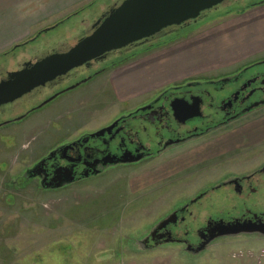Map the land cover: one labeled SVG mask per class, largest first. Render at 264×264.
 <instances>
[{
	"label": "rangeland",
	"instance_id": "rangeland-1",
	"mask_svg": "<svg viewBox=\"0 0 264 264\" xmlns=\"http://www.w3.org/2000/svg\"><path fill=\"white\" fill-rule=\"evenodd\" d=\"M121 1L90 0L67 13L63 11L28 41L0 55V75L15 72L7 70L23 66L55 41L74 46L90 34L101 14ZM219 10L177 31L180 37L176 40L101 70L107 72L61 95L27 119L0 129V264H119L120 258L165 264H264V241L221 240L191 259L176 247L150 252L137 245L178 205L188 203L229 175H242L259 165V152L264 147V111L216 135L220 142L229 133L242 134L235 139L229 135L231 139L224 140L219 151L216 146L206 148L212 149L207 154L212 162L207 166L220 162L221 155L229 161L196 177L173 180L178 176L166 173L160 158L66 189L45 190L38 180L29 179L28 184L25 180L26 171L54 148L134 112L169 87L216 80L264 61V4L217 17L214 13ZM35 38L39 39L31 41ZM100 68L103 66L85 71ZM124 71L129 72L123 76ZM113 74L123 77L114 79ZM26 109L17 106L0 115V121L14 120ZM248 131L262 134L263 141L262 147L245 155L244 133ZM190 172L193 170L181 174Z\"/></svg>",
	"mask_w": 264,
	"mask_h": 264
},
{
	"label": "flooded vegetation",
	"instance_id": "flooded-vegetation-1",
	"mask_svg": "<svg viewBox=\"0 0 264 264\" xmlns=\"http://www.w3.org/2000/svg\"><path fill=\"white\" fill-rule=\"evenodd\" d=\"M262 4L264 0H228L221 8L227 5L228 7H225L227 11H238L248 10ZM102 16L101 14L99 18ZM175 30H165L159 35V38L163 37L161 40H156L157 37L151 39V42L141 47L139 52L136 51L140 48L133 46L111 53L103 62H94L88 68L83 67L71 71L66 76L34 90L14 103L0 106V115L10 112L17 106L23 105L27 108L21 116L14 120L0 121V129L13 122L27 119L34 112L45 107L40 108L54 96H57L55 98L57 99L68 93L69 88L85 80V83H88L107 72L101 70L138 55L151 44L166 41L172 37L171 32ZM69 49L71 47H67L63 41H55L42 53L33 55L27 63H35L49 55L64 53ZM14 53L12 56L15 55ZM27 63L17 69L7 71H24ZM261 65H264V61L253 63L216 80L202 83L188 82L181 86L169 87L134 112L120 115L95 131L83 134L74 141L54 148L37 163L44 161L38 174L43 177L45 184H48L59 169L71 170L75 180L73 184L64 187L66 189L91 178L104 176L111 171L135 168L160 158L164 162L162 165L164 171L173 172L171 177L178 176V178L173 177L175 178L173 180L196 177V174L206 169L215 170L216 167L224 165L222 163H227L229 159L222 158L221 155L220 162L207 166L206 163L212 162V159L209 160L207 156L212 149L206 148L216 146V151H219L222 142L227 140L229 135L235 139L236 136L242 134L232 136L233 134L229 133L228 136L226 135L227 138H220V142L215 136L253 114L264 111V68H261ZM101 66L103 68L98 70L85 71ZM0 71L3 70L0 69ZM127 72L129 71H124L121 75L124 76ZM8 74L10 73L0 75V82L6 81ZM114 76V79L123 77ZM67 82L73 83L63 87ZM36 101H38L37 104ZM178 105L179 109L176 107ZM148 107L151 108L146 111L142 110ZM17 119L21 120L17 121ZM249 133V131L244 133L246 137L244 148L247 152L245 155L258 146L262 147L260 146L263 141L260 137L262 134ZM198 143L202 147L200 151ZM261 150L260 158L257 160L259 165L253 166L252 171L248 170L242 175H229L221 182L199 193L188 203L178 205L151 227L150 231L137 242L138 247L150 252L160 248L176 247L184 256L191 259L204 254L221 240L243 238L247 241L263 242L264 163L262 159L264 158V147ZM189 170L193 172L186 175L181 174ZM29 179L38 180L41 186L40 177L26 176L25 180L29 182ZM55 183L58 184L59 180ZM170 216L172 217L169 222L159 228L160 224ZM221 222L245 224L248 232L218 237L209 243L212 237L219 234L220 230L216 228Z\"/></svg>",
	"mask_w": 264,
	"mask_h": 264
},
{
	"label": "water",
	"instance_id": "water-1",
	"mask_svg": "<svg viewBox=\"0 0 264 264\" xmlns=\"http://www.w3.org/2000/svg\"><path fill=\"white\" fill-rule=\"evenodd\" d=\"M228 0H122L109 9L92 27L91 33L79 40L64 53L49 55L35 63L28 62L24 71L8 74L6 81L0 82V106L14 103L34 90L66 76L71 71L90 67L94 62H103L114 52L144 47L150 40L159 38L165 30L186 29L207 19L210 12L219 9ZM36 39V38H35ZM32 39L31 41H35ZM85 81L69 88L73 90ZM57 96L49 99L45 106ZM178 109L180 106H176ZM151 107L142 109L146 111ZM177 108L175 109L177 111ZM21 119H17L20 121ZM44 161L28 170L25 176L40 177L43 189L58 190L74 183L71 170L62 169L55 173L50 183L38 174ZM59 180L56 184L55 181ZM172 216L164 220L159 228L165 226ZM246 225L239 222L218 225L219 234L212 237L232 236L247 233ZM251 232V231H250Z\"/></svg>",
	"mask_w": 264,
	"mask_h": 264
},
{
	"label": "crops",
	"instance_id": "crops-1",
	"mask_svg": "<svg viewBox=\"0 0 264 264\" xmlns=\"http://www.w3.org/2000/svg\"><path fill=\"white\" fill-rule=\"evenodd\" d=\"M89 1L0 0V55L13 46L28 41L33 34L57 19L63 11L67 13V10L75 9L78 4ZM119 264H165V262L122 261L120 258Z\"/></svg>",
	"mask_w": 264,
	"mask_h": 264
},
{
	"label": "trees",
	"instance_id": "trees-1",
	"mask_svg": "<svg viewBox=\"0 0 264 264\" xmlns=\"http://www.w3.org/2000/svg\"><path fill=\"white\" fill-rule=\"evenodd\" d=\"M220 9V10H219ZM218 10H219V12L217 11V12H215L214 14H216L217 15V17H219V16H227L229 13H231L232 11H224V9L225 8H219ZM227 9V8H226ZM178 37H180V35H178V33H176V34H174V35H172V37H170V38H168V39H166V41H160V42H158V43H155V44H151L150 46H148L147 47V49L145 50V51H149V50H152V49H155V48H158V47H160V46H163V45H165V44H167V43H170V42H172V41H174V40H176ZM24 46V45H23ZM17 48H19V46L18 47H16L15 48V50L17 49ZM14 51V50H13ZM12 51V52H13ZM11 53V52H10ZM9 54V53H8ZM130 58V57H129ZM129 59H126L125 61H128ZM122 62H119L118 64H121ZM26 183L28 184V181H26Z\"/></svg>",
	"mask_w": 264,
	"mask_h": 264
}]
</instances>
